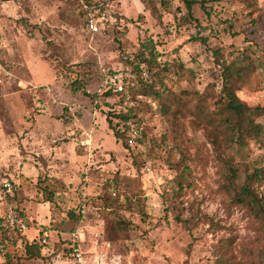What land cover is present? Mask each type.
<instances>
[{"label":"rangeland","instance_id":"obj_1","mask_svg":"<svg viewBox=\"0 0 264 264\" xmlns=\"http://www.w3.org/2000/svg\"><path fill=\"white\" fill-rule=\"evenodd\" d=\"M95 1L97 33L85 0H0V208L30 223L0 264H68L73 247L89 264H264L258 223L222 189V160L264 166V137L231 148L195 114L239 56L258 68L237 94L264 106V0ZM136 53L178 61L166 83L189 92L167 113L142 95L146 138L127 148L109 126L128 109L110 76Z\"/></svg>","mask_w":264,"mask_h":264},{"label":"trees","instance_id":"obj_2","mask_svg":"<svg viewBox=\"0 0 264 264\" xmlns=\"http://www.w3.org/2000/svg\"><path fill=\"white\" fill-rule=\"evenodd\" d=\"M182 1L189 12L197 3L196 0ZM85 3L89 8L94 5L99 6L95 0H85ZM82 15L87 24L91 17L89 11L85 10ZM201 40L205 41L203 38ZM243 58L239 56L223 65L222 88L214 101H211L210 97L198 94L195 104V114L218 130L223 135L224 142L231 148L234 145L243 148L248 145L249 141H260L264 137V127L257 121L260 116L264 115V106L252 107L241 100L237 94L238 83L245 80L258 68L255 59L246 61ZM177 62L161 63L144 53H136L133 58L127 57L125 59L124 69L121 71L125 78L124 90L116 91L128 106L124 113L119 114L124 128L117 125L113 126L109 122L110 128L114 130V136L117 140L122 141L125 147L132 146L129 140L134 130L140 134L133 141L136 142L138 139V141H143L146 138V133L141 130L143 121L135 112L136 109H139L142 95L151 98L164 113L170 111L173 105L184 102L183 95L188 94L189 91L185 89L177 94L166 83V78L171 70L174 71L177 66L182 68V64ZM110 77L112 83V76ZM133 123H136L137 126ZM222 161L224 164L222 171L223 191L234 204L246 210L253 217L264 238V196L258 188V185L264 184V166L258 167L243 161H235L234 157L230 156L225 157ZM116 224L117 230L113 231L115 235L117 234L116 236L120 234V231H126V223L123 219L117 221ZM37 245V242L26 243V252L39 255L40 247L37 249ZM260 258L264 261V244ZM9 262L7 261L5 264H9Z\"/></svg>","mask_w":264,"mask_h":264},{"label":"built area","instance_id":"obj_3","mask_svg":"<svg viewBox=\"0 0 264 264\" xmlns=\"http://www.w3.org/2000/svg\"><path fill=\"white\" fill-rule=\"evenodd\" d=\"M85 10L89 11V15L91 16L88 20L89 29L97 33L102 30V22L104 18V14H100L99 6L88 7L86 3H84ZM124 76L119 72H115L112 75V83L115 86L116 91L124 90ZM138 132L136 130L133 131L132 137L129 142H132L135 137H137ZM1 185L4 189L11 190V182L2 181ZM29 220L24 215V213L16 208L10 207L7 210L0 208V253H3L5 247L3 245L4 241L13 240L18 235H24L29 229ZM42 242L47 243V235L45 234ZM68 264H89L85 253L79 247H73L72 252L70 254V261Z\"/></svg>","mask_w":264,"mask_h":264}]
</instances>
